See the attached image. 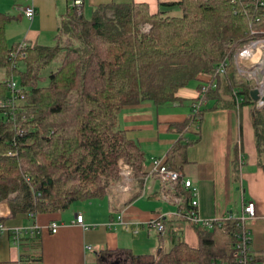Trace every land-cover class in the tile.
<instances>
[{
	"label": "trees",
	"instance_id": "trees-1",
	"mask_svg": "<svg viewBox=\"0 0 264 264\" xmlns=\"http://www.w3.org/2000/svg\"><path fill=\"white\" fill-rule=\"evenodd\" d=\"M12 18L0 13V67L8 72L0 82V203L11 215L64 213L76 202L105 198L114 208L111 191L121 179V159L134 173L124 205L138 199L150 172L142 147L117 126L119 113L144 102L178 101L179 91L201 75L214 77L217 87L177 129L184 133L193 124L200 126L208 100L216 107L251 105L257 147L264 155V109L255 108L254 86L234 64L239 48L264 38V0H180L160 3L156 13L147 3L112 2L95 7L90 19L74 4L61 19L54 45L24 43L26 54L17 58L13 55L21 44L10 45L6 38ZM146 24L149 31L143 29ZM224 60L226 72L216 75ZM14 75L19 94L7 85ZM197 141L182 135L164 164L183 175L186 150ZM161 185L181 199L179 217L186 220L191 191L180 181L171 188ZM193 225L198 248L173 237L158 257L121 251L132 264L233 259L236 221L213 229Z\"/></svg>",
	"mask_w": 264,
	"mask_h": 264
},
{
	"label": "crops",
	"instance_id": "crops-1",
	"mask_svg": "<svg viewBox=\"0 0 264 264\" xmlns=\"http://www.w3.org/2000/svg\"><path fill=\"white\" fill-rule=\"evenodd\" d=\"M71 1L0 0V13L13 17L6 28L7 42L10 45H54L61 19L75 0ZM178 1L82 0V9L93 12L102 4L136 2L147 3L151 13H156L160 3ZM27 6L35 8L32 20L19 13V7ZM0 75L8 77V72L0 67ZM203 77L205 75L181 89L178 101L160 106L144 102L121 110L117 126L142 147L148 172L155 159H167L171 147L182 135L198 138L186 150L187 163L182 173L199 189V215L204 219L223 220L230 214H239L244 203L253 202L256 217L249 222V228L254 252L259 263L264 264V155L259 154L257 147L254 107H216L214 100H208L200 126L193 124L184 133L177 129L193 114L192 104L199 96ZM6 80L0 79V82ZM147 187L143 188L142 196L127 205L124 200L129 192L116 196L114 208L105 198L106 205L99 217L91 213L94 204L86 211L74 210L73 214L68 209L67 213L32 218L25 214L13 216L9 207L0 203V219L3 220L0 264H132L121 250L158 257L164 248L172 245L173 237L198 248L200 239L195 226L179 217L177 204L163 199L162 185L154 174L147 177ZM77 214H82L85 222L95 228L85 230L74 224ZM120 215L124 223L118 222ZM153 220L163 222L164 234L148 227ZM53 223L59 225L56 233L50 229ZM17 229L22 232L19 240L12 234Z\"/></svg>",
	"mask_w": 264,
	"mask_h": 264
},
{
	"label": "built area",
	"instance_id": "built-area-1",
	"mask_svg": "<svg viewBox=\"0 0 264 264\" xmlns=\"http://www.w3.org/2000/svg\"><path fill=\"white\" fill-rule=\"evenodd\" d=\"M74 4L78 6L79 11H81L82 0H75ZM18 10L21 15L25 16L29 20H32L35 16V8L32 6L19 7ZM150 27V25H147L144 28V31H149ZM25 50L26 45L22 43L19 47V51H17L13 55L14 58H17V56L24 57L26 54ZM234 63L236 65L235 67L237 73L243 76L248 82H251L254 86L253 90H257L258 92V99L255 101V108L257 110L264 109V38L254 39L239 48L234 56ZM227 67L228 62L227 60H224L216 68V75L224 74ZM7 85L13 94L20 93V88L14 81L13 77H11V80L7 83ZM216 87L217 82L214 77L207 75L203 77L199 89V96L192 104L193 113H196L199 108H201L204 103L203 99L210 88ZM119 164H122V161ZM124 167L127 173H123V175L128 178V176L131 174V170L129 169L128 165H124ZM150 174H154L161 184L166 185L170 188L174 183L180 181L186 189L191 191L192 209L191 211H187L185 213L184 218L186 219V221L206 229H213L216 225L221 226L222 222H224L225 220H233L237 222V230L234 232L233 236V259L229 262L223 260H213L209 264H260L253 249V237L252 232L249 228V222L256 217V208L253 202L244 203L242 211L239 214H230L226 219H204L199 215L198 212L200 192L191 180L185 178L177 171L170 169L167 165L164 164V161L160 159H155L153 161ZM145 189H148V187L146 188V184L144 190ZM162 193L163 199L165 201L172 202L177 205L180 204L181 199L179 197L165 191H162ZM178 215H181L180 211L178 212ZM118 222L124 223L122 215L118 217ZM74 224L82 226L85 230L95 228V226L89 225L85 222L82 214L76 215ZM112 224H114V221L110 223V225ZM148 227L157 231L165 230V225L161 220H153L149 222ZM50 229L52 233H56L59 230V225L57 223H53L50 226ZM2 230L3 228L1 225L0 232H2ZM21 233L22 232L18 229L12 232L16 240H18L19 234Z\"/></svg>",
	"mask_w": 264,
	"mask_h": 264
},
{
	"label": "rangeland",
	"instance_id": "rangeland-1",
	"mask_svg": "<svg viewBox=\"0 0 264 264\" xmlns=\"http://www.w3.org/2000/svg\"><path fill=\"white\" fill-rule=\"evenodd\" d=\"M84 15H85L86 18L90 19L92 17V11L89 10L88 8H85L84 9ZM147 25H149V24L144 25L143 26V29ZM243 66H245V65H243ZM21 67L22 66H20V68ZM1 70H3V69H1ZM1 76L2 75H0V79H4V78L5 79L6 78L8 79L7 76H2V77ZM12 77H13L14 81L18 84L19 77L17 75H14ZM121 161H122V164H119ZM119 163H118V170H119V175H120L121 179H120V181L118 183H116L115 185H113V187H112L113 190L111 191V195H115V196L119 195L122 192H131V190H132L131 188H132L133 176H134L133 168L131 167L130 164H128L127 162H125V160H123V159H121L119 161ZM124 165H128L129 169L131 170V174L128 176V178L123 175V173H127L125 171ZM91 204H94L91 207V209H90L91 210V213L93 215H96L97 217H99L100 211H103L104 210V206L106 205L105 199L103 201H101L100 199L95 200V201L94 200L93 201L90 200V201H86V202L85 201H79V202L74 203L70 207L69 211H71L72 214L74 213V210L86 211V210H88L90 208L89 205H91ZM67 211L65 213H67ZM68 215H69V213H68Z\"/></svg>",
	"mask_w": 264,
	"mask_h": 264
},
{
	"label": "water",
	"instance_id": "water-1",
	"mask_svg": "<svg viewBox=\"0 0 264 264\" xmlns=\"http://www.w3.org/2000/svg\"><path fill=\"white\" fill-rule=\"evenodd\" d=\"M251 97H252V99H253L254 101H256V100L258 99V92H257V90H253V91L251 92ZM114 264H118V263L115 262Z\"/></svg>",
	"mask_w": 264,
	"mask_h": 264
}]
</instances>
